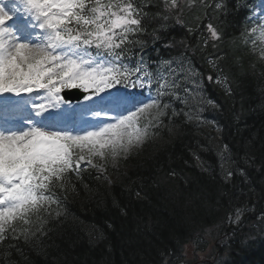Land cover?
<instances>
[{"label": "snow or ice", "instance_id": "obj_1", "mask_svg": "<svg viewBox=\"0 0 264 264\" xmlns=\"http://www.w3.org/2000/svg\"><path fill=\"white\" fill-rule=\"evenodd\" d=\"M197 2L215 48L223 34L212 20L227 4L193 0L194 7ZM162 4L0 0V264H14L10 250L23 256L21 240L40 239L47 219L60 216L62 199L74 190L72 176L79 178L90 166L103 178L106 169L94 159L115 161L161 129L171 131L178 117L207 122L200 105H215L200 96L198 81L188 87L189 74L197 73L185 67V58H161L153 66L143 55L147 38L161 40L172 18L182 23L181 0ZM242 36L264 60V22L250 18ZM209 63L215 67L216 61ZM223 149L231 151L227 144ZM244 160L254 163L247 154ZM234 174L224 171L226 180ZM251 211L242 204L227 220L239 226ZM254 221L264 231V208ZM161 256L162 264L179 259L174 251Z\"/></svg>", "mask_w": 264, "mask_h": 264}, {"label": "trees", "instance_id": "obj_2", "mask_svg": "<svg viewBox=\"0 0 264 264\" xmlns=\"http://www.w3.org/2000/svg\"><path fill=\"white\" fill-rule=\"evenodd\" d=\"M229 9L217 23L223 41L215 65L230 92L205 83L204 93L216 104L211 113L235 162L231 179L219 172L217 142L178 120L173 135L111 167L112 184L84 172L40 239L21 240L23 256L10 250L14 264H162L161 253L173 251L180 264L189 249L197 258L208 246L214 264H264V231L251 225L264 208V63L242 44L241 16ZM184 35L173 31V38ZM242 204L255 213L234 228L227 216Z\"/></svg>", "mask_w": 264, "mask_h": 264}, {"label": "rangeland", "instance_id": "obj_3", "mask_svg": "<svg viewBox=\"0 0 264 264\" xmlns=\"http://www.w3.org/2000/svg\"><path fill=\"white\" fill-rule=\"evenodd\" d=\"M139 147H133L127 154L121 153L119 156L116 157L115 161H113L112 158L107 159L105 162L104 161H101L99 159H94L93 160V163L98 164V165H103V167L105 168V165L106 164L107 165L108 164H115L120 158L126 157L129 154L135 152ZM213 252L214 251H212L211 247H209L205 253H199L197 262H200L199 264H212V259L215 257V256L212 255ZM192 258H193V253L190 250L189 253H188V256H187V260L192 261ZM193 263L192 262L191 263L189 262L187 264H193Z\"/></svg>", "mask_w": 264, "mask_h": 264}]
</instances>
